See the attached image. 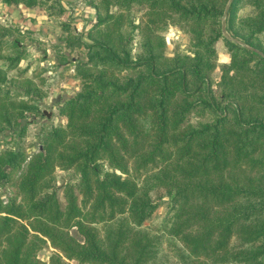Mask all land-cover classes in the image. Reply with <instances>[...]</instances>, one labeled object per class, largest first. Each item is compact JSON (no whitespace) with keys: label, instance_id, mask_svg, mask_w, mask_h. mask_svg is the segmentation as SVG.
Instances as JSON below:
<instances>
[{"label":"trees","instance_id":"trees-1","mask_svg":"<svg viewBox=\"0 0 264 264\" xmlns=\"http://www.w3.org/2000/svg\"><path fill=\"white\" fill-rule=\"evenodd\" d=\"M229 1H90L92 43L67 38L87 58L82 89L59 108L66 125L42 129L27 168L23 144L0 153V264H264V0H233L225 14ZM171 26L189 52L168 55ZM24 39L0 22V132L22 138L47 96L31 77L11 85ZM219 42L231 60L215 84ZM55 167L78 177L58 185ZM166 197L161 226L147 225ZM48 242L49 262L38 257Z\"/></svg>","mask_w":264,"mask_h":264},{"label":"rangeland","instance_id":"rangeland-1","mask_svg":"<svg viewBox=\"0 0 264 264\" xmlns=\"http://www.w3.org/2000/svg\"><path fill=\"white\" fill-rule=\"evenodd\" d=\"M90 1L92 0H45L40 5L29 8L23 4L7 5L0 0V22L19 27L25 34L24 43L28 48V57L20 62L17 69L9 72L13 79L11 85L16 90H21L25 78L31 77L40 87L41 93L47 94L38 101L39 108L36 113L26 112V117L22 121L27 124L24 138L19 137V134L13 133L12 130L0 132V153L6 148L17 150L23 144L28 155L23 164L24 168H27L26 165L32 154L39 150L42 129L50 125H66L67 120L61 116L59 108L67 98L74 97L82 89L83 83L77 73V65L87 58V48L83 45L72 48L67 44V38L80 36L84 42L92 43L89 35L97 25L98 15L97 9ZM101 13H105L103 9ZM145 13V7L135 5L128 18L132 17L135 23H139ZM139 39L140 36L136 34L134 47H137ZM165 39L169 56H174L176 50L190 51L189 36L178 26H171L165 34ZM217 46L218 68L213 73L215 84L219 81L222 65L228 64L231 60L225 44L219 42ZM134 51L136 52L137 49ZM24 69L27 71L22 73ZM125 73L126 71L117 72L120 76ZM214 88L216 89L215 85ZM192 121H197V118L193 117ZM51 176L54 178V183L59 185L70 180L75 181L78 173L74 167L71 169L55 167ZM8 195L9 192L1 193L4 200H7ZM168 211L169 204L166 197L146 224L153 228L160 227ZM73 234L78 236L76 230H73ZM56 252L57 249L48 242L38 251V257L49 262ZM67 264L78 263L67 260Z\"/></svg>","mask_w":264,"mask_h":264},{"label":"water","instance_id":"water-1","mask_svg":"<svg viewBox=\"0 0 264 264\" xmlns=\"http://www.w3.org/2000/svg\"><path fill=\"white\" fill-rule=\"evenodd\" d=\"M232 1H233V0H230V1H229L228 5H227V7H226L225 14H227L228 8H229V6H230V4H231ZM224 33H226L225 29H224Z\"/></svg>","mask_w":264,"mask_h":264}]
</instances>
